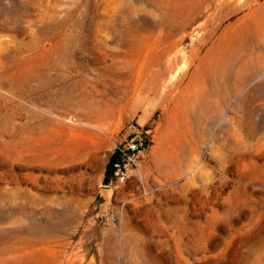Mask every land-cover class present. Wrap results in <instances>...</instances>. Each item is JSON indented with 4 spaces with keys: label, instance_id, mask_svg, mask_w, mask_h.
<instances>
[{
    "label": "rangeland",
    "instance_id": "374dc122",
    "mask_svg": "<svg viewBox=\"0 0 264 264\" xmlns=\"http://www.w3.org/2000/svg\"><path fill=\"white\" fill-rule=\"evenodd\" d=\"M197 1L0 0V264H264V0Z\"/></svg>",
    "mask_w": 264,
    "mask_h": 264
},
{
    "label": "built area",
    "instance_id": "2783aa9c",
    "mask_svg": "<svg viewBox=\"0 0 264 264\" xmlns=\"http://www.w3.org/2000/svg\"><path fill=\"white\" fill-rule=\"evenodd\" d=\"M152 132L137 120H131L122 128V139L116 146L112 178L123 181L140 173L143 151L150 146Z\"/></svg>",
    "mask_w": 264,
    "mask_h": 264
},
{
    "label": "bare ground",
    "instance_id": "6f19581e",
    "mask_svg": "<svg viewBox=\"0 0 264 264\" xmlns=\"http://www.w3.org/2000/svg\"><path fill=\"white\" fill-rule=\"evenodd\" d=\"M227 1H231V0H227ZM238 1H241V0H238ZM209 6H210V0H199V1L195 2L194 4L193 3H188L186 5V7H189L190 9L192 8V10H191V14L192 15L198 14L202 10L208 9ZM212 14H213V11L210 12L209 15L206 16L205 22H207L211 18ZM197 31H199V30H197ZM68 95L69 94L67 92H61V91H55L54 93L49 94V96L52 97V99H55L56 102H58V103H65L68 100L70 102L69 97H67ZM70 97H72L71 98L72 101H76L75 98H74V95H70Z\"/></svg>",
    "mask_w": 264,
    "mask_h": 264
},
{
    "label": "trees",
    "instance_id": "16d2710c",
    "mask_svg": "<svg viewBox=\"0 0 264 264\" xmlns=\"http://www.w3.org/2000/svg\"><path fill=\"white\" fill-rule=\"evenodd\" d=\"M115 152H113L110 157L109 160L106 164V168H105V172H104V178H103V182L104 184H108L110 183L111 179H112V175H113V162L115 160Z\"/></svg>",
    "mask_w": 264,
    "mask_h": 264
},
{
    "label": "water",
    "instance_id": "95a60500",
    "mask_svg": "<svg viewBox=\"0 0 264 264\" xmlns=\"http://www.w3.org/2000/svg\"><path fill=\"white\" fill-rule=\"evenodd\" d=\"M107 190L111 191V188H108Z\"/></svg>",
    "mask_w": 264,
    "mask_h": 264
}]
</instances>
